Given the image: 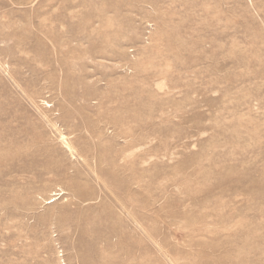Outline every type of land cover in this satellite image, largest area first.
Returning a JSON list of instances; mask_svg holds the SVG:
<instances>
[{
  "label": "rangeland",
  "instance_id": "374dc122",
  "mask_svg": "<svg viewBox=\"0 0 264 264\" xmlns=\"http://www.w3.org/2000/svg\"><path fill=\"white\" fill-rule=\"evenodd\" d=\"M0 145V264H264V0H0Z\"/></svg>",
  "mask_w": 264,
  "mask_h": 264
},
{
  "label": "bare ground",
  "instance_id": "6f19581e",
  "mask_svg": "<svg viewBox=\"0 0 264 264\" xmlns=\"http://www.w3.org/2000/svg\"><path fill=\"white\" fill-rule=\"evenodd\" d=\"M17 141H18V140H17ZM6 143H8V142H6ZM5 145H6V144H5ZM68 145H69V144H68ZM1 146H4V145H0V147H1ZM10 146H11V145H10ZM4 147H7V146H4ZM74 149H75V148H74ZM2 159H4V158H2ZM51 201H52V200H51ZM52 203H53V202H52Z\"/></svg>",
  "mask_w": 264,
  "mask_h": 264
}]
</instances>
